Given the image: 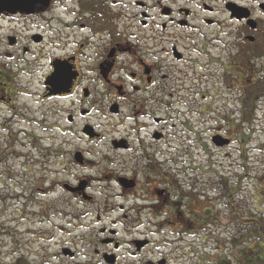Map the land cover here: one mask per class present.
Listing matches in <instances>:
<instances>
[{
    "label": "flooded vegetation",
    "instance_id": "af4514ba",
    "mask_svg": "<svg viewBox=\"0 0 264 264\" xmlns=\"http://www.w3.org/2000/svg\"><path fill=\"white\" fill-rule=\"evenodd\" d=\"M21 6L0 13V109L38 100L69 110L64 127H49L69 143L80 170L59 187L81 209L55 229L50 240L60 235L61 245L53 259L255 264L237 253L229 257L220 238L208 249L213 230L223 228L215 224L218 211L239 214L228 204V179H204L213 162L203 160L213 149L233 150L234 138L243 147L254 135L264 137V0H30ZM38 73L36 95L30 81ZM216 83L226 87L223 100H236V122L227 114L213 117L203 105L213 100ZM182 100L201 101L188 108ZM216 136L229 143L216 146ZM197 200L210 207L197 211ZM114 212L117 218L104 224ZM226 232L228 244L243 252L244 235Z\"/></svg>",
    "mask_w": 264,
    "mask_h": 264
},
{
    "label": "rangeland",
    "instance_id": "374dc122",
    "mask_svg": "<svg viewBox=\"0 0 264 264\" xmlns=\"http://www.w3.org/2000/svg\"><path fill=\"white\" fill-rule=\"evenodd\" d=\"M37 75L30 81L36 95L41 80L40 74ZM224 89V85L216 83L210 90L214 94L213 100H205L203 105L209 108L213 117L227 114L230 123H233L238 119L237 102L223 100ZM230 96L233 98V95ZM182 101V106L191 108L199 105L201 100L196 103ZM59 106L42 105L38 100H18L16 110L0 109V264H60L53 259V255L59 252L61 237L56 235L55 240L50 239L56 233L55 229L66 226L67 216L80 214L78 202L59 190L63 183L74 181L80 173L70 160L69 143L64 144L63 136L57 131H50L49 126H65L64 118L69 110L58 109ZM48 107H53V111L45 116ZM234 140L236 143L232 151L213 149L203 160L209 162L211 157L213 162L212 175L206 174L204 179L213 182L219 177L228 179V204L233 205L237 209L236 214H239V218H235L231 213L225 214L230 211L229 208L216 207V210L220 209V221L215 224L223 228L218 231L219 234L213 230L214 242H209L208 249L220 238L222 242L218 245L228 248L229 257L237 253L240 258L243 256L255 264H264V137L254 135L243 147L239 139ZM195 160L201 162L199 157ZM237 180L238 188L233 191ZM49 185L52 193L47 195ZM218 192L221 191L218 189ZM197 202V211L210 207L206 201ZM221 202H224L223 199ZM205 213L209 214L208 211ZM105 216L104 224H107L110 219L117 218V213ZM202 219L204 222L205 218ZM255 220L259 227L254 232L251 230ZM198 222L199 225L205 223L201 219ZM239 226L241 232L237 230ZM227 228L237 233L239 238L244 235L243 252L225 240L229 238Z\"/></svg>",
    "mask_w": 264,
    "mask_h": 264
},
{
    "label": "water",
    "instance_id": "95a60500",
    "mask_svg": "<svg viewBox=\"0 0 264 264\" xmlns=\"http://www.w3.org/2000/svg\"><path fill=\"white\" fill-rule=\"evenodd\" d=\"M24 1H30V0H0V13L1 12H12L15 13L17 11H23L24 6L22 5V2ZM59 89V88H58ZM216 145H223V144H228L227 141H214Z\"/></svg>",
    "mask_w": 264,
    "mask_h": 264
},
{
    "label": "trees",
    "instance_id": "16d2710c",
    "mask_svg": "<svg viewBox=\"0 0 264 264\" xmlns=\"http://www.w3.org/2000/svg\"><path fill=\"white\" fill-rule=\"evenodd\" d=\"M262 233H264V231H263ZM263 235H264V234H263Z\"/></svg>",
    "mask_w": 264,
    "mask_h": 264
}]
</instances>
